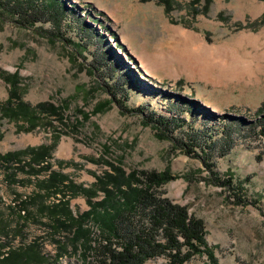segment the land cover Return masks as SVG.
Instances as JSON below:
<instances>
[{
    "label": "rangeland",
    "instance_id": "obj_1",
    "mask_svg": "<svg viewBox=\"0 0 264 264\" xmlns=\"http://www.w3.org/2000/svg\"><path fill=\"white\" fill-rule=\"evenodd\" d=\"M32 1L43 17L31 27L0 9V103L9 96L7 75L24 101L53 103L62 108V118L28 130L0 113V156L58 139L48 160L52 168L30 180L20 171L23 185L6 183L8 169L0 165V253L22 249L43 257L32 264H83L71 251L68 233L51 231L47 207L67 199L73 214L82 213L90 208L88 198L68 191L67 197L58 191L47 195L41 183L54 170L67 183L89 189L110 170L108 161L127 173L169 169L175 179L161 191L205 221L217 264H264V25L253 24L264 13V0H214L208 15L194 14L191 0H176L169 14L159 0H63L73 8L61 20L51 16L44 0ZM178 30L223 47L230 62L245 60L238 66L242 71L262 56L260 82L245 76L218 85L176 72L165 58L179 40ZM106 100L111 105L94 113ZM194 130L199 145L206 146L204 136L218 142L211 152L216 177L246 181L249 204H238L234 190L213 182L201 159L182 150ZM43 192L41 202L32 204L30 198ZM16 194L29 206L27 219L13 208ZM103 196L98 192L93 199ZM89 256L87 264H99L95 253ZM144 264H169V258ZM186 264L213 263L203 254Z\"/></svg>",
    "mask_w": 264,
    "mask_h": 264
},
{
    "label": "trees",
    "instance_id": "obj_2",
    "mask_svg": "<svg viewBox=\"0 0 264 264\" xmlns=\"http://www.w3.org/2000/svg\"><path fill=\"white\" fill-rule=\"evenodd\" d=\"M44 1V6H48L47 9L51 11L53 18L61 20L68 14V4L66 5L63 0ZM175 1L159 0L168 14L175 9ZM213 1L191 0L190 7L194 14L208 15ZM0 9L17 15L20 23L28 24L30 27L41 21L43 17V10L37 8L32 0H0ZM95 20L96 18L92 17L89 22H84L89 24ZM253 24L254 28L264 25V13ZM3 78L10 83V89L6 101L0 103L1 116L19 123L23 122L20 125L21 129L28 126V130L35 129L41 124L53 126L52 119L62 118V108L50 102L30 105L23 100L17 82L7 75H3ZM262 104L264 111V101ZM110 105L111 101L106 100L96 106L94 113L102 112ZM192 134V143H183L182 150L188 155L201 159L214 176L213 182L234 190L238 204H249L246 198V181L235 180L233 175L227 177V180L216 177L211 152L218 142L204 136L206 146L199 145L200 133L194 130ZM160 137L164 138L168 135L161 133ZM57 140L50 145L27 147L2 154L0 165L8 169L5 175L6 183L23 185V179L18 177L20 171H23L30 180V175H39L50 170L52 166L48 160L52 157V150ZM196 148H200V151ZM225 148H220L222 155H225ZM107 165L110 170H106L89 189H81L71 182L67 183L65 175L54 170L47 180L41 183L47 195L58 191L67 197L64 191H68L73 196L83 193L88 198L90 208L82 213L73 214L67 199H60L59 203L47 207L52 215L51 221L54 223L51 231L55 234L56 231L68 233L66 239L69 241L71 251L81 255L83 264L88 263L89 254L92 252L97 255L99 264H144L150 259L163 255L168 256L169 264H186L194 256L203 254H206L213 264H217L213 248L206 238L205 221L190 212L189 206L174 202L161 191L169 181L175 179L169 169L163 172H139L133 169L127 173L119 164L107 161ZM44 192L32 196L31 203L41 202ZM98 192H103L104 196L100 200H94ZM16 197L19 198L13 202L15 207L12 206L20 211V219H27L28 214L31 213L28 211L29 206L25 199H21L17 194ZM254 204L257 205V201H254ZM142 215L148 217L142 218ZM91 224L99 229L98 234L94 233ZM6 229L5 226L3 230ZM64 252H67V249ZM42 259L38 252L29 254L22 249L11 251L8 255L0 253V264H32L33 261L40 262Z\"/></svg>",
    "mask_w": 264,
    "mask_h": 264
},
{
    "label": "bare ground",
    "instance_id": "obj_3",
    "mask_svg": "<svg viewBox=\"0 0 264 264\" xmlns=\"http://www.w3.org/2000/svg\"><path fill=\"white\" fill-rule=\"evenodd\" d=\"M177 34L179 40L172 49L169 58H165V62L169 61L171 65L174 64L172 68L176 72L186 74L192 79L199 75L202 79L218 85H224L227 80L242 81L245 80V76L250 80L255 79L256 85L260 82L259 74L262 71V66L259 60H262V56L258 57L257 66L252 65L251 62L252 66L248 65L246 70L242 71L238 66L245 60L233 57L230 62L227 56H222L224 55L223 47L209 45L203 37L187 31L178 30ZM163 58L160 56L157 61ZM215 68L216 72H214ZM145 69L148 71L147 68ZM142 78L144 77L142 76ZM203 103L209 106L206 101Z\"/></svg>",
    "mask_w": 264,
    "mask_h": 264
}]
</instances>
